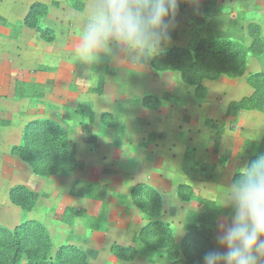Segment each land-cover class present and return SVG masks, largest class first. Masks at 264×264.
Here are the masks:
<instances>
[{
	"label": "rangeland",
	"instance_id": "obj_1",
	"mask_svg": "<svg viewBox=\"0 0 264 264\" xmlns=\"http://www.w3.org/2000/svg\"><path fill=\"white\" fill-rule=\"evenodd\" d=\"M85 2L87 0L67 1L69 9L75 12H83ZM53 5H45L48 13L56 12L57 8ZM43 18L45 16L39 18L36 26L41 25ZM78 18L79 27L76 28L80 34L84 18ZM249 23L260 26L264 44V0H200L198 10L194 11L192 6L187 5L179 12L177 26L172 32V43L163 52L170 48H186L202 38L234 41L248 47L251 43L247 35ZM35 32L40 38L41 33ZM48 38L50 35H47ZM55 38L53 32L52 41L41 40L52 43ZM77 67L79 104L71 110L58 111L57 119L49 121L66 132L69 151L75 157L78 168L73 172L41 177L33 174L29 165L18 157L0 154V226L12 229L25 220L40 222L47 228L54 249L75 246L85 253L87 264H170L162 252L147 254L137 243V235L148 220L139 230H135L133 244L124 242L132 240L130 229L129 232L124 228L114 230L113 221L110 220L114 215L121 214L128 220L137 218V221L146 217L133 205L130 196L133 186L146 183L135 182L129 186L126 180H139L151 172L146 169L149 164H160L159 158L165 163L170 162L171 155L178 158L182 152L186 157L203 163V148L211 142L214 145H210V148L215 150V155L220 149L236 144L240 159L248 158L251 142L256 143L264 132V115L242 110L226 115L230 102L251 93L245 77H221L202 82L207 92L201 100L195 97V87L185 84L178 72L156 73L151 70L150 63L144 70L126 69L110 62H100L88 69L78 63ZM254 73L264 74V52L258 57H247L246 74ZM245 90H249V93ZM146 96H155L159 103L145 105ZM104 113L113 117V128H107L100 122ZM90 114H93L92 123ZM84 125L90 127L89 136L82 129ZM205 128L211 129L215 135L210 136ZM11 136L10 133L9 138ZM217 136L221 137L220 142L214 141ZM135 151L140 154L136 158L132 155ZM262 151L263 140L251 153L257 155ZM128 157L135 159L128 160ZM139 163L144 166L139 168ZM223 163L219 162V166ZM195 168L199 169V165ZM150 177L149 183L152 184L156 180L151 181ZM228 178L225 172L220 178L223 182L220 188H227ZM193 179L192 186L185 184L186 181L191 182L189 178H186L184 185L200 188L193 191L198 200L203 198L201 188L212 187H203V178ZM79 182L83 185H79ZM152 185L156 187L158 183ZM152 185L149 186L155 188ZM18 186L37 196L29 212H24L9 198L11 189ZM77 188H83L81 195H77ZM197 200L189 202V205L178 201L176 196H165L162 216L173 227L177 243L188 232H202L214 227L193 223L195 215L191 213V207L197 204ZM90 205L94 206L92 212L88 211ZM222 215L227 214L219 216ZM188 217L187 224H192L184 228ZM197 225L199 228L195 227ZM112 246H134L137 252L132 261L125 262L111 254Z\"/></svg>",
	"mask_w": 264,
	"mask_h": 264
},
{
	"label": "trees",
	"instance_id": "obj_2",
	"mask_svg": "<svg viewBox=\"0 0 264 264\" xmlns=\"http://www.w3.org/2000/svg\"><path fill=\"white\" fill-rule=\"evenodd\" d=\"M186 7L187 5H181L180 11ZM47 14V6L36 2L31 5L23 25L39 31L40 39L52 41L53 32L50 28L36 26L39 18ZM1 22L4 23L0 18ZM260 33L258 24L249 23L247 35L251 43L248 47L234 41L202 38L186 48H170L161 52L150 61V67L156 73L178 72L185 84L195 87V97L201 100L207 92L202 82L215 81L221 77H245L251 93L238 101L230 102L226 115L240 110L256 111L264 115V74H246L247 57H258L264 52ZM47 35L50 38L47 39ZM150 103L156 105L159 100L155 96H146L144 104L148 106ZM90 119L92 123L93 114H90ZM100 122L107 128L114 127V119L109 113L102 114ZM0 123L6 125L8 122ZM82 129L87 136L90 135L88 125H84ZM10 154L27 163L33 174L41 177L73 172L77 167V161L69 151L66 132L49 120L28 122L21 131L19 144L10 148ZM255 158L256 155H252L248 163ZM237 176L238 172L232 176L231 181ZM193 191L188 185H180L176 189V197L183 203L196 201ZM130 196L133 205L148 218L137 235V243L145 253L153 255L162 252L170 264H197L201 254L214 247L212 240L198 231L186 233L177 243L173 227L161 220L163 200L155 188L137 184L130 189ZM9 198L24 212L32 210L37 200L33 192L22 186L11 189ZM197 206L194 224L213 227L217 216L228 214L226 210L217 209L214 202L203 198L197 200ZM136 252L134 246L111 247V254L125 262L132 261ZM0 264H87V257L82 250L71 245L54 249L47 228L40 222L25 220L12 229L0 226Z\"/></svg>",
	"mask_w": 264,
	"mask_h": 264
},
{
	"label": "crops",
	"instance_id": "obj_3",
	"mask_svg": "<svg viewBox=\"0 0 264 264\" xmlns=\"http://www.w3.org/2000/svg\"><path fill=\"white\" fill-rule=\"evenodd\" d=\"M7 1L10 2L6 3ZM67 1L26 0L21 2V0H0V18L4 21V23H0V121L8 122L6 125L0 123V154H10V147L18 144L21 131L28 122L57 119L59 112L71 110L79 104L80 94L76 86L79 82L77 77L79 62L75 58L74 52L80 34L77 33L76 27H79L78 17L85 18L89 0L83 4V12L70 10ZM34 2L45 5L54 3L53 6L57 8L55 13L50 11L41 21L43 27H48L55 33L56 38L52 43L42 42L34 30L23 25L24 19ZM245 91L249 93V90ZM205 129L206 132L210 133V136L215 135V132L211 133L213 126L211 129ZM10 133L12 138H9ZM263 135L264 132L261 138L256 140L257 144L251 142L248 158L245 156L240 159V155L237 153L238 149L235 148L236 144H232L231 147L223 150L220 149L219 153L215 155L213 153L215 150L210 148V145H214L211 142L203 148V163L198 159L186 157V154L182 152L178 158L171 155V160L167 163L165 160L160 161L161 158H159L160 164L151 163L147 166L146 169L151 171L150 173L145 174L139 180L127 179L126 182L129 186L135 182H143L148 185L157 182L156 187L152 186L162 196L164 213L165 196L172 195L175 197L177 186L183 185L186 178L191 180L190 183H188L189 181L185 183L190 184V186L194 184V182L192 183L195 180L193 178L197 180L203 178V187H212L201 188L203 199L214 202L218 206L227 190V188H220L223 186L220 178L227 172L229 175L228 185L236 171L249 162L251 152L262 142ZM214 141L220 142L221 137L217 136ZM134 153L132 155L135 158L140 155L137 151ZM131 158L128 157L127 159L131 160ZM219 162L224 163L219 166ZM197 165H199V169L195 168ZM143 166L139 163V168ZM123 174L125 173L123 172ZM149 177L151 181H156L150 184ZM78 184L83 185L82 182ZM82 189L77 188V195L82 194ZM197 189L200 188H193L194 191ZM187 204L190 205L191 203ZM93 210L94 206L90 205L88 211L92 212ZM114 210L112 211L114 212ZM197 211V204L192 205L191 213L195 214ZM110 220L113 221L114 230L121 231L124 228L127 229V232L131 231L132 240L129 239L127 243L124 241L125 244L129 245L135 241V230H139L148 218L144 217L138 221L137 218H131V220L129 218L128 220L119 214L118 216L114 215ZM161 220L167 223L163 216ZM191 224L189 223V225ZM189 225H185V228L190 227ZM195 227L199 228V225ZM200 233L209 237L215 246L216 222L212 229H203ZM99 239L103 238L100 237Z\"/></svg>",
	"mask_w": 264,
	"mask_h": 264
},
{
	"label": "clouds",
	"instance_id": "obj_4",
	"mask_svg": "<svg viewBox=\"0 0 264 264\" xmlns=\"http://www.w3.org/2000/svg\"><path fill=\"white\" fill-rule=\"evenodd\" d=\"M199 2L89 0L75 58L85 69L110 62L144 70L172 43L181 5L196 11ZM215 207L228 214L217 217L215 246L203 252L197 264H264V152L238 169ZM188 222L189 217L185 225Z\"/></svg>",
	"mask_w": 264,
	"mask_h": 264
}]
</instances>
